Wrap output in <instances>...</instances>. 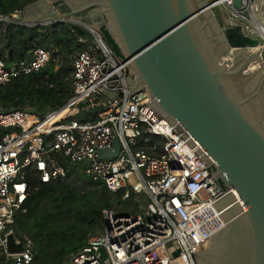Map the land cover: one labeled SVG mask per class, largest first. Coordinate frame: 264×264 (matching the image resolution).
<instances>
[{
  "label": "built area",
  "instance_id": "2783aa9c",
  "mask_svg": "<svg viewBox=\"0 0 264 264\" xmlns=\"http://www.w3.org/2000/svg\"><path fill=\"white\" fill-rule=\"evenodd\" d=\"M216 8L228 23L242 26L248 37L259 41L252 51H264V0H214L207 7L212 16ZM18 15L21 11L0 16V21L24 27L56 23L23 24ZM77 21L86 30L79 42L88 44L91 38L96 47L88 44L72 56L67 103L45 115L31 109L0 110V263L34 262L35 243L17 228L19 216L27 214L28 174L49 184L64 181L67 169L77 168L109 192L121 193L122 201L132 199L137 210L122 214L105 209L102 228L62 264H197L194 255L202 244L226 227L212 201L230 189L184 129L164 117L147 89L131 90L129 79L136 81L131 61L109 46L100 28ZM51 58L52 51L36 47L26 60L0 59V86L41 71ZM63 109L69 110L66 117L47 125ZM90 113L95 120L76 118ZM114 139L120 144L118 156L100 159L99 151H113ZM9 236L22 245V252L8 251Z\"/></svg>",
  "mask_w": 264,
  "mask_h": 264
},
{
  "label": "water",
  "instance_id": "95a60500",
  "mask_svg": "<svg viewBox=\"0 0 264 264\" xmlns=\"http://www.w3.org/2000/svg\"><path fill=\"white\" fill-rule=\"evenodd\" d=\"M38 1L50 5L39 21L47 22L59 17L55 10L60 6L82 0ZM197 1L100 0L91 6L99 8L97 15H110L113 20L124 56L136 74L135 82L128 81L131 90L145 87L164 117L184 129L213 163L223 186L230 189L212 201L226 227L202 244V251L194 255L197 264H226L228 237L233 238L238 264H264V132L245 111L247 100H239L226 84V80L246 74L248 67L259 70L246 87L249 93L264 82V51H252L259 41L248 37L242 26L228 23L219 8L214 16L209 13L207 7L214 0L199 5ZM235 6L239 8L240 2ZM77 13L64 15L76 20L70 27L83 37L86 30L78 23ZM207 14L212 20L205 19ZM203 34L216 35L217 43L224 47L222 55L213 58ZM236 64L240 65L233 69ZM106 96L113 99L115 93L106 92ZM112 148L99 151V158L117 157L118 139ZM7 247L11 254L23 250L13 236L8 237Z\"/></svg>",
  "mask_w": 264,
  "mask_h": 264
},
{
  "label": "trees",
  "instance_id": "16d2710c",
  "mask_svg": "<svg viewBox=\"0 0 264 264\" xmlns=\"http://www.w3.org/2000/svg\"><path fill=\"white\" fill-rule=\"evenodd\" d=\"M37 1L0 0V16L23 11ZM101 31L109 46L121 55L117 40L107 29ZM78 39L66 22L24 27L0 21V59L17 63L28 59L36 47L52 51L51 61L44 69L0 86V110L31 109L45 115L62 108L72 96V56L89 47ZM214 50L212 48L211 53L216 58ZM229 80L238 82V89L233 88L232 91L240 98L247 76L238 75ZM76 118L80 121L95 120L96 115L83 114ZM259 126L264 132V119ZM67 171L64 181L49 184H42L36 175L28 174L31 191L25 203L27 214L19 216L17 228L35 243L33 264H62L69 260L87 244L91 233L102 228L103 211L112 208L113 202L125 204L121 193L109 192L104 184L92 181L79 169ZM127 202L134 205L132 199Z\"/></svg>",
  "mask_w": 264,
  "mask_h": 264
},
{
  "label": "crops",
  "instance_id": "0c3cea01",
  "mask_svg": "<svg viewBox=\"0 0 264 264\" xmlns=\"http://www.w3.org/2000/svg\"><path fill=\"white\" fill-rule=\"evenodd\" d=\"M48 5L49 4L46 2L37 1L36 3H33L29 6H27L23 11H21L22 19L18 20V22H22L23 24H30V23H36L37 21H40V19L43 18V16L49 12ZM75 9L77 10L78 8H75ZM55 12L58 13L57 10H55ZM70 19H72V17ZM81 21L84 23L88 22V21L84 20L83 18ZM88 23H90V22H88ZM108 24L109 23L107 21H105V22L101 23L99 25V27H97V28H100V30L105 28L112 35V30L109 29ZM112 38L115 39V37H113V35H112ZM246 85H248V84H246ZM246 85L244 86L243 93L240 96L241 98H239V100H242V101L247 100V103H245V106H244L245 111L255 122H257L258 124H261L263 122V119H264V103L260 102L261 104H258L257 106H252V103L255 102L256 99L258 100V98H259L258 94L261 95L262 91H263L262 95L264 96V82L261 81L258 85H256V87L253 88V89H255V88L256 89L252 90L251 93H249L247 91ZM262 88H263V90H261ZM252 92H254V97H251ZM253 98H254V100H253ZM259 101H261V100L259 99Z\"/></svg>",
  "mask_w": 264,
  "mask_h": 264
},
{
  "label": "rangeland",
  "instance_id": "374dc122",
  "mask_svg": "<svg viewBox=\"0 0 264 264\" xmlns=\"http://www.w3.org/2000/svg\"><path fill=\"white\" fill-rule=\"evenodd\" d=\"M88 2H90V1H93V0H87ZM73 7L72 8H76L74 5H72ZM194 10H196V8L194 7ZM58 16L59 17H57V18H55L56 19V22L57 21H61V22H64V21H66V22H68V20L71 18V17H69V16H66V15H64V14H62V13H60V14H58ZM107 17H108V20H109V29H111L112 30V35H113V37H115V39L117 40V43L119 44V47H120V49H121V51H122V54L123 55H126V52H125V49H124V47H123V45H122V43H121V41H120V39H119V36H118V34H117V32H116V29H115V26H114V24H113V20H112V18H111V16L110 15H107ZM77 19H79V20H82L81 19V17H79V18H77ZM205 19L206 20H212V16L210 15V14H207L206 15V17H205ZM103 20H105V19H102V21ZM53 21V20H52ZM44 21H41V22H39V21H37L36 23H43ZM100 22H101V20H100ZM100 22H98V23H90L91 25H94L95 27H99V25L101 24ZM205 23H207V22H205ZM208 28H210L211 26L210 25H206ZM102 32V31H101ZM204 35V40H205V42L207 43V45L209 46V47H211V48H215V50L213 51V54L214 55H216L215 57H218V56H220V55H222V52L224 51V47L223 46H221L220 44H218L217 43V40H216V35H214L213 34V36L212 37H207L205 34H203ZM89 48V47H88ZM87 48V49H88ZM240 64H236L234 67H232L233 69H236L238 66H239ZM249 68L250 67H248L247 68V71H246V74H244V75H247V78H248V81H246V80H244V81H246L247 83L246 84H248L253 78H254V76L259 72V70L258 71H255V72H251V70H249ZM242 82V81H241ZM226 84H227V86H229V88L231 89V90H233V88L234 89H238V82L237 83H233L231 80H226ZM246 87H247V85H246ZM256 89V88H255ZM255 89H253V90H255ZM261 90H263V88L261 89ZM263 92V91H262ZM262 92H261V95H259L258 94V100L256 99L255 100V102H253L252 103V106H257L258 104H261V103H264V96L262 95ZM251 96L252 97H254V92H252V94H251ZM241 98V97H240ZM259 99L261 100V101H259ZM253 100H254V98H253ZM242 101V100H241ZM261 102V103H260ZM263 128H264V126H263ZM138 207H139V205H137ZM112 209H114L115 211H117V212H119V213H122V214H126V213H128V214H131L132 212H134L135 210H137V207L135 206V205H133V204H131L130 202H125V204L124 205H118L116 202H113V207H112Z\"/></svg>",
  "mask_w": 264,
  "mask_h": 264
},
{
  "label": "flooded vegetation",
  "instance_id": "af4514ba",
  "mask_svg": "<svg viewBox=\"0 0 264 264\" xmlns=\"http://www.w3.org/2000/svg\"><path fill=\"white\" fill-rule=\"evenodd\" d=\"M100 0H93L88 2L87 0H82L81 2H79V4L74 3V6L76 8H78L77 10L75 8H72L73 6L70 4L69 6L63 5L60 6V9H58V13H62V14H69L72 11H78V15H76L77 17H81L84 20L90 22V23H103L105 21L109 22L108 17L106 14H104L103 16H99L96 13L98 12L99 8L94 6L92 7L91 5L93 3H97ZM204 0H198L197 1V5L203 3ZM102 19H105L102 21ZM66 21H64L63 23H65ZM67 23V22H66ZM243 234H245V229L242 231ZM221 236H218L216 239L220 238ZM216 239H214L213 241H215ZM212 241V242H213ZM211 244V243H210ZM225 246H226V253H225V259L227 261L226 264H238V259H237V249L233 243V238L232 237H228L227 239H225ZM211 255V254H209Z\"/></svg>",
  "mask_w": 264,
  "mask_h": 264
},
{
  "label": "bare ground",
  "instance_id": "6f19581e",
  "mask_svg": "<svg viewBox=\"0 0 264 264\" xmlns=\"http://www.w3.org/2000/svg\"><path fill=\"white\" fill-rule=\"evenodd\" d=\"M69 113L68 109H63L62 111H60L59 113H56L55 115H53L48 121H47V125H52L54 123H57L58 121H60L61 119H63L64 117H66V115Z\"/></svg>",
  "mask_w": 264,
  "mask_h": 264
}]
</instances>
